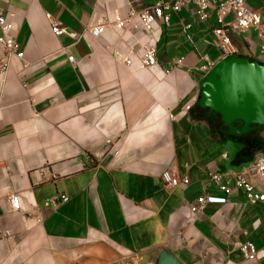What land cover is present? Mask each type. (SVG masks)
Returning a JSON list of instances; mask_svg holds the SVG:
<instances>
[{
    "label": "crops",
    "instance_id": "1",
    "mask_svg": "<svg viewBox=\"0 0 264 264\" xmlns=\"http://www.w3.org/2000/svg\"><path fill=\"white\" fill-rule=\"evenodd\" d=\"M155 1L0 0L24 52L0 76V264H257L243 258L245 241L264 253V203L224 195L208 177L246 171L264 192L249 172L263 151L193 109L203 57L222 58L215 14L200 21L186 5L151 31L119 26ZM245 1L264 15V0ZM97 25L104 32L93 36ZM232 40L237 54L264 61L253 30ZM146 48L154 67L140 62ZM164 171L187 182L168 188ZM206 193L226 202L193 211ZM58 194L68 201L54 204Z\"/></svg>",
    "mask_w": 264,
    "mask_h": 264
},
{
    "label": "built area",
    "instance_id": "2",
    "mask_svg": "<svg viewBox=\"0 0 264 264\" xmlns=\"http://www.w3.org/2000/svg\"><path fill=\"white\" fill-rule=\"evenodd\" d=\"M191 5L196 9L200 21H207L212 12L215 14V26L212 28V35L215 39L222 57L237 54L232 33L246 34L253 30L256 37L264 41V15L259 11L251 9L245 0H156L154 4L143 8L142 10L130 9L125 20H118V24L124 27L128 22L134 29L142 28L145 31L154 29L156 20L160 19L165 25L169 24L170 13H178L183 7ZM50 28L55 35H61L65 32L63 23L55 18H50ZM191 24L184 25V30H188ZM13 25L8 19L0 14V45L3 48L0 53V76L6 73L12 57L23 58L24 52L20 49L19 43L12 36ZM104 25L93 26L90 32L93 36H99L104 32ZM264 50V47L262 48ZM141 64L144 67H154L157 65L156 52L153 48H146L138 53ZM70 61L73 60L69 56ZM205 64L203 70H209L214 64L206 56L203 57ZM127 63H131L128 60ZM249 172L264 179V152H259L249 166ZM209 182L214 184L224 195H229L235 190H243L249 203H264V192L255 189L250 181L249 174L246 171H210L208 173ZM162 179L168 188L176 187L179 184L187 182V176H174L169 171L162 173ZM58 199L62 202L68 201V197L58 194L53 197L55 204ZM225 196H213L203 194L198 198V206L192 208L193 211L201 208L204 204L225 203ZM9 203L14 210L21 207L18 196L11 195ZM240 251L246 261H256L257 264H264V253L257 250L251 241H245L240 245Z\"/></svg>",
    "mask_w": 264,
    "mask_h": 264
},
{
    "label": "water",
    "instance_id": "3",
    "mask_svg": "<svg viewBox=\"0 0 264 264\" xmlns=\"http://www.w3.org/2000/svg\"><path fill=\"white\" fill-rule=\"evenodd\" d=\"M193 109L203 120L242 136L264 130V61L232 54L222 57L199 81Z\"/></svg>",
    "mask_w": 264,
    "mask_h": 264
},
{
    "label": "trees",
    "instance_id": "4",
    "mask_svg": "<svg viewBox=\"0 0 264 264\" xmlns=\"http://www.w3.org/2000/svg\"><path fill=\"white\" fill-rule=\"evenodd\" d=\"M239 137L248 138V144L252 146L255 151L264 152V138L255 133V131L249 132Z\"/></svg>",
    "mask_w": 264,
    "mask_h": 264
},
{
    "label": "rangeland",
    "instance_id": "5",
    "mask_svg": "<svg viewBox=\"0 0 264 264\" xmlns=\"http://www.w3.org/2000/svg\"><path fill=\"white\" fill-rule=\"evenodd\" d=\"M210 58H211V59H214L213 56H212L211 54H210Z\"/></svg>",
    "mask_w": 264,
    "mask_h": 264
}]
</instances>
